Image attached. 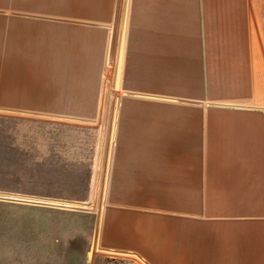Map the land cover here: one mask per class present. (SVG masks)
I'll return each instance as SVG.
<instances>
[{"label":"crops","instance_id":"crops-1","mask_svg":"<svg viewBox=\"0 0 264 264\" xmlns=\"http://www.w3.org/2000/svg\"><path fill=\"white\" fill-rule=\"evenodd\" d=\"M253 11L254 0H0L3 112L99 113L114 22L127 16L114 104L111 77L104 92L100 248L148 264H264Z\"/></svg>","mask_w":264,"mask_h":264},{"label":"rangeland","instance_id":"rangeland-1","mask_svg":"<svg viewBox=\"0 0 264 264\" xmlns=\"http://www.w3.org/2000/svg\"><path fill=\"white\" fill-rule=\"evenodd\" d=\"M252 27L264 55V0H254ZM113 74L114 64L108 76ZM106 86L108 91L110 82ZM108 101L105 95L100 113L52 114L81 120L0 111V192L91 204L97 198L98 209L106 176ZM103 193L104 210L106 183ZM83 210L0 200V264H143L100 250L88 259L98 210Z\"/></svg>","mask_w":264,"mask_h":264},{"label":"water","instance_id":"water-1","mask_svg":"<svg viewBox=\"0 0 264 264\" xmlns=\"http://www.w3.org/2000/svg\"><path fill=\"white\" fill-rule=\"evenodd\" d=\"M118 20L119 18H116L114 22V27H113L111 42H110V51H109V60H110L111 66L112 64H114V74L112 76V82H113L112 92H111L112 95L114 94V91L118 90L120 87V79H121L122 64H123L122 57L124 53V45H125V37H126V29L124 25V27L121 30V33L119 34V39L117 41ZM35 115H39V114H35ZM48 116L49 115H47L46 117ZM55 117L62 118V119H69V120L70 119L71 120H81L79 118L67 117V116L57 115ZM0 200L18 202V203H23V204L29 203V204H35V205H40V206H45V207H51L55 209H62V210L85 211L83 209H89L90 207L89 205H86L84 201H70V200L44 198V197L36 198V196L20 195V194H14V193H9V192H0ZM95 235H96V238L94 236L93 240L91 241L90 248L87 252L88 259L91 258L94 250H100L112 256L135 257V258H138L143 264H148L145 260H143L140 256H138L135 253L100 248L98 244L99 230H97Z\"/></svg>","mask_w":264,"mask_h":264},{"label":"bare ground","instance_id":"bare-ground-1","mask_svg":"<svg viewBox=\"0 0 264 264\" xmlns=\"http://www.w3.org/2000/svg\"><path fill=\"white\" fill-rule=\"evenodd\" d=\"M126 5V4H125ZM125 8V7H124ZM123 23H122V27L121 28H123L124 27V25H125V29H126V25H127V16H125L124 18H123ZM107 47V46H106ZM105 74H104V76H103V86H102V95H101V99H100V104H101V106H100V108L102 109V107H103V105H104V101H105V94H104V92H105V88H106V83L107 82H109V80H108V73H107V70L104 72ZM109 90V89H108ZM111 90V89H110ZM109 95V94H108ZM107 95V96H108ZM114 96V94L112 95V93H111V98ZM116 97V96H115ZM107 99H108V97H107ZM107 103H109V101L107 102ZM100 109V110H101ZM102 111V110H101ZM100 113V112H99ZM101 114H102V112H101ZM101 131V130H100ZM101 135H102V133H101ZM104 135V134H103ZM101 140H103V139H101ZM107 153H108V150H107ZM102 155V154H101ZM102 160V159H101ZM105 160H106V158H105ZM106 163V162H105ZM98 174V173H97ZM104 176V175H103ZM98 178V177H97ZM96 178V179H97ZM98 182V181H97ZM97 185H98V183H97ZM96 185V186H97ZM95 189V188H94ZM98 192V191H97ZM96 192V190H95V193H97ZM104 192V189L102 190L101 189V193H100V191H99V193L101 194V197H100V202H99V207H98V209H96V203H97V198H96V200H95V202H94V204H91V203H85L86 205H89L90 207H89V209H92V210H98V219H99V223H98V230H100V223H101V217H102V211H103V203H102V200H103V193ZM94 196H95V194H94ZM97 197H98V195H97ZM37 198V197H36ZM88 207V206H87ZM95 238H96V235H95ZM96 241V240H95Z\"/></svg>","mask_w":264,"mask_h":264}]
</instances>
